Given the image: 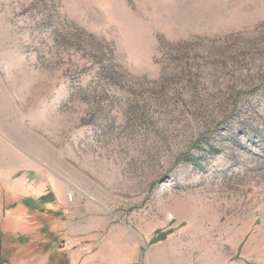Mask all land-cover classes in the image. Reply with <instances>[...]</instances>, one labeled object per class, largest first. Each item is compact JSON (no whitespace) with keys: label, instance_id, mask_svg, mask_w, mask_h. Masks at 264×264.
I'll list each match as a JSON object with an SVG mask.
<instances>
[{"label":"rangeland","instance_id":"1","mask_svg":"<svg viewBox=\"0 0 264 264\" xmlns=\"http://www.w3.org/2000/svg\"><path fill=\"white\" fill-rule=\"evenodd\" d=\"M0 264H264V0H0Z\"/></svg>","mask_w":264,"mask_h":264}]
</instances>
